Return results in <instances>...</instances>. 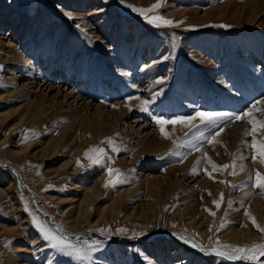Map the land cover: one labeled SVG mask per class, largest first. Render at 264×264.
I'll return each mask as SVG.
<instances>
[{"label":"rangeland","instance_id":"rangeland-1","mask_svg":"<svg viewBox=\"0 0 264 264\" xmlns=\"http://www.w3.org/2000/svg\"><path fill=\"white\" fill-rule=\"evenodd\" d=\"M243 2L0 0V264H264L245 258L264 245V128L234 119L264 121V86L232 88L264 83V6ZM197 112L228 115L177 121ZM154 116L177 121L167 137ZM221 129L240 135L215 145Z\"/></svg>","mask_w":264,"mask_h":264},{"label":"snow or ice","instance_id":"snow-or-ice-1","mask_svg":"<svg viewBox=\"0 0 264 264\" xmlns=\"http://www.w3.org/2000/svg\"><path fill=\"white\" fill-rule=\"evenodd\" d=\"M129 7H132V6L129 5ZM156 7H159V3H157L156 5H153V8H156ZM153 8L143 10V9H136L133 7V11L139 12L142 16H145V18L149 20V23H155L157 27H160L161 24L162 25H172L173 24L172 21L165 20L159 16H154L151 18L147 17L146 11L151 12L153 10ZM77 27H79V25H77ZM218 27H225V26L224 25H218ZM157 83H162V81H157ZM129 99H139V97H129ZM149 103H150L149 100H142L141 101L142 107L140 108V111L148 112L149 111V108H148ZM255 107L256 106L253 105V108H255ZM227 115H228L227 113L197 112L196 115L193 117H178L177 121L187 123V122H190L191 120L196 119V117H199L200 123L205 124V123L213 122L217 116H227ZM244 117H248L249 118L248 122L253 125V133H246V135L254 134L257 125H259L261 128H264V121H255V120L251 119V111H245L244 113H242V115L235 116L234 119L235 120H241ZM153 119H155L157 121V123L160 125L161 132H162V134L165 135V137H167L168 134L164 132V125L168 124V123L177 122V121H173V120H165L163 117H155L154 116ZM192 127H195V125H192ZM219 131H222V129L218 130V132L216 133L217 135H219ZM107 142L109 144H112L111 139H109ZM114 150H118V149H115V147H114ZM257 150L261 154V162H264V144L259 145ZM104 152H105V150L103 148L93 147V148H90L85 153V158L88 159L89 161H91L92 164L99 165L102 163V161L104 159ZM241 158H243V157H241ZM79 163L80 162L77 161L78 165H79ZM223 167L228 168L229 165H224ZM233 167H234V165H233ZM242 167L243 166L241 165V168ZM213 168L215 169V168H217V166L215 164H213ZM108 173H109V180L105 183V187H107L109 184L114 185L115 183L120 182L118 179V170L109 168ZM249 179H251V177ZM255 187L260 188V189H264V174H261L259 171H257V173H256ZM214 203H216V202L214 201ZM217 207H219V204H217ZM213 215H214V213H213ZM252 219H253V223L255 224L254 218H252ZM34 223L36 224V226H37V228L41 234L42 239L45 241H48L51 248L58 249L59 251L63 252L65 255H71V253L66 251V249H68L70 247V245L65 240H63L61 237L52 233L49 229H47L38 220L34 219ZM257 227H259V226L257 225ZM260 231H264V229H260ZM193 247H196V245H193ZM257 250H259V256H264V245H255L250 250L252 254L247 255L245 258L248 260H256L257 256L255 255V253ZM211 251L216 253L217 255H224V253L220 251L219 247L213 248ZM234 251H236V252H248L249 250L248 249H242V248H234Z\"/></svg>","mask_w":264,"mask_h":264},{"label":"bare ground","instance_id":"bare-ground-1","mask_svg":"<svg viewBox=\"0 0 264 264\" xmlns=\"http://www.w3.org/2000/svg\"><path fill=\"white\" fill-rule=\"evenodd\" d=\"M234 1H236L237 2V0H234ZM233 2V1H232ZM242 2H243V0H242ZM245 5L247 4V7H249V11H251V12H255V11H257L258 9H260L261 7H263L264 6V0H245L244 2H243ZM9 47V46H8ZM235 75H237V74H235ZM234 80H232V82H233V89L234 90H239V89H241V90H244V92L245 93H250L251 92V90L249 89V87L250 86H258L259 87V89H263V86H264V83H260V81H258V82H253V79H251V78H249V77H247V76H243V74H238L237 76H235V78H233ZM256 80H257V78H255ZM244 85V87H241V86H243ZM107 90V89H106ZM231 94V93H230ZM107 95H109L108 93H107ZM100 97V96H99ZM205 99L206 100H208V102L207 103H204L205 105H208V106H215L216 105V103H219V102H217L218 100H216V101H209V100H211V99H208V98H206L205 97ZM135 100H138V99H135ZM134 100V101H135ZM219 101H221V102H223L224 104H225V107H226V102H224V101H222V100H219ZM228 103V102H227ZM129 105V104H128ZM127 105V103H126V106H128ZM100 106V105H99ZM98 106V111H99V113H100V107ZM217 106V105H216ZM259 106H263L264 107V102H261V105H259ZM121 107V106H120ZM129 107V106H128ZM210 108V107H209ZM40 109V110H39ZM37 111H42V108L40 107ZM124 110V109H123ZM122 113V112H121ZM175 113H177L176 111H175ZM99 115V114H98ZM100 115H101V113H100ZM107 115L109 116V113H107ZM110 117V116H109ZM1 121V120H0ZM238 127V126H237ZM91 128H93L92 130H95L94 129V127L93 126H91ZM87 129H89V128H87ZM91 130V129H90ZM232 129H230V130H228L229 132H225L224 131V134H222L221 135V133L218 135V136H216L215 138H216V142H215V145H218L219 143H220V140L223 142V143H225V134H230V136L231 137H233L232 138V140H234V139H236L239 135H240V133H239V135L238 134H236L235 132H234V130H232V132H230ZM65 134V133H64ZM228 140H229V138H228ZM231 140V139H230ZM229 140V141H230ZM227 141V140H226ZM228 141V142H229ZM263 141V140H262ZM228 142H226V143H228ZM224 145V144H223ZM227 146V145H226ZM227 148V147H226ZM253 165H256L257 167H259V164L257 165V163L255 162V163H251V164H247V166L248 167H250V166H253ZM64 168H66V167H64V165H62V166H60V169L59 170H62V169H64ZM250 169V168H249ZM58 170V171H59ZM4 193V191H2V190H0V194H3ZM89 193H91V191H89ZM5 194V193H4Z\"/></svg>","mask_w":264,"mask_h":264}]
</instances>
